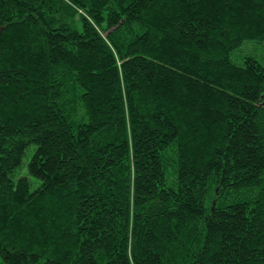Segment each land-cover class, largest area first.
<instances>
[{
    "label": "trees",
    "instance_id": "obj_1",
    "mask_svg": "<svg viewBox=\"0 0 264 264\" xmlns=\"http://www.w3.org/2000/svg\"><path fill=\"white\" fill-rule=\"evenodd\" d=\"M244 42L264 0H0V264H264Z\"/></svg>",
    "mask_w": 264,
    "mask_h": 264
},
{
    "label": "rangeland",
    "instance_id": "obj_2",
    "mask_svg": "<svg viewBox=\"0 0 264 264\" xmlns=\"http://www.w3.org/2000/svg\"><path fill=\"white\" fill-rule=\"evenodd\" d=\"M245 55H252L259 60H264V45L261 43H255V42H244L243 45L240 47V49L233 53L232 57L233 60L242 63V58ZM32 154V149L28 151L27 155L23 159L24 166L27 164L28 160L30 159V156ZM18 175L20 176H28L25 169H20L18 171ZM31 183H32V189L34 190L39 184L40 181L30 177Z\"/></svg>",
    "mask_w": 264,
    "mask_h": 264
},
{
    "label": "water",
    "instance_id": "obj_3",
    "mask_svg": "<svg viewBox=\"0 0 264 264\" xmlns=\"http://www.w3.org/2000/svg\"><path fill=\"white\" fill-rule=\"evenodd\" d=\"M214 205H215V203H214Z\"/></svg>",
    "mask_w": 264,
    "mask_h": 264
}]
</instances>
